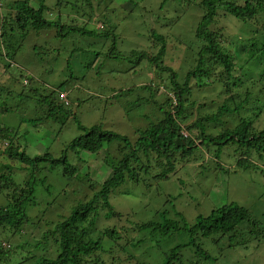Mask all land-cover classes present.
Listing matches in <instances>:
<instances>
[{
	"label": "rangeland",
	"instance_id": "374dc122",
	"mask_svg": "<svg viewBox=\"0 0 264 264\" xmlns=\"http://www.w3.org/2000/svg\"><path fill=\"white\" fill-rule=\"evenodd\" d=\"M3 1L5 9L0 12V21L9 17L7 5L16 0ZM192 1L196 4L199 2ZM92 2L95 5L93 11L85 5L83 7L81 2L80 7L84 11L79 19L71 13V10L76 11L74 0H46L45 18L56 20L59 17L63 24H68V19L73 15L76 20L74 24L78 26L89 29L103 26V30L98 33L106 31L115 34L116 53L127 56V59L106 58L112 39L107 41L99 36L71 33L66 39L60 40L55 37V33L37 35L30 32L23 40L17 39L19 33L11 39L21 45L15 56L16 62L23 64L24 69L8 66V78L6 76V79L0 80V91L8 87L6 89L14 96L12 101L4 96L5 93H0V107L8 109L0 111V126L20 130V148L30 158L46 152L54 158L61 157L68 144L81 134L76 120L85 127L101 125L102 129L134 142L138 131L160 121L168 110L165 97L173 96V92L167 88L170 87V74L175 73L177 83L182 85L187 72L196 64L201 44L194 32L203 14L200 7H179L173 0H168L164 6L163 0ZM33 5L37 7V2L34 1ZM249 26L238 24L224 14L217 19L216 29H222L226 39L225 47L236 63L233 77L240 79L237 86L231 82V89L227 91L221 82H217L218 79H226V76L216 75L217 79L216 76L212 78L210 84H200L186 96V104L193 103V106H187V112L192 115L189 123H194L216 113L226 100L232 98L234 102L242 101L248 95L247 103L239 105L237 112L229 118L224 116L221 124L204 123L207 125V134L215 136L224 127L233 129L241 120L252 122L255 130L264 127V77L261 78L260 73L264 69V57L260 60L263 65V68L260 66L261 70L256 60L247 66L243 61L250 56L251 47L263 48L264 17ZM152 30L165 38V54L159 67L170 69V72L160 71L149 60L138 61L137 56L131 55L132 51L144 52L151 57L157 54L161 44L153 38ZM34 45L42 47L37 54L33 50ZM5 53L0 38V57ZM1 63L0 58V77L3 71ZM35 63L39 67H34ZM26 68H37L41 84L48 87L60 86L67 90L71 85H78L81 95L74 92L70 107L75 117L67 114L64 122L48 117V107L43 106L36 95L26 91L28 86L22 85ZM12 77L16 80L10 83ZM148 84L154 87L153 90L145 89L149 87ZM23 89L29 94H25V99L20 101L16 97L24 92ZM42 89H39L41 93ZM191 135L196 138L199 129L193 130ZM197 145L200 146L201 142ZM119 147L120 143L113 141L96 154L83 152L81 158L84 162L76 161L69 154V160L78 167L79 173L89 175L82 183L68 180L61 166L53 169L44 162L39 163L40 169L33 175L28 166L25 172L29 173L26 175L21 172L23 165L20 162L10 161L0 155V171L12 167L21 172L18 173L16 181L20 184L17 185L30 183L35 190L25 205L29 224L14 233L8 227L0 229V244L6 249L9 245L15 253L11 264H37L38 257L46 255L42 247L35 249L41 235L66 218L72 207L89 199L92 194L88 189L89 181L101 185L111 177L112 171L106 161L121 157L117 153ZM217 149L218 146L211 142L207 147L202 146L195 153L194 160L164 181L153 178L158 170L152 163V176H145L138 184L127 181L110 194L109 202L113 212L120 216H112L107 220L104 217L106 211H101L97 222L99 224L90 233L93 240L102 239L106 251L102 250L98 255L105 264H163L169 250L177 244L186 243L188 236L176 234L160 241L158 237L152 239L150 235H144L146 242L141 243L143 234L134 230L132 224L161 222L164 214L176 221L181 217L191 226L199 216H207L212 210L232 203L248 210L264 235V158L253 160L256 167L238 170L236 162L240 155L235 152V147L223 148L219 160L214 158ZM10 174L15 180L16 173ZM8 191L11 193V189H7L0 195V205L8 201ZM106 230H113L115 239L104 236ZM197 244L215 259H200L198 264H264V236L258 240L239 236L229 240L224 238L218 243H213L211 239H200ZM29 251H34V259ZM185 254L186 260H196L193 252L185 251ZM27 257L30 260L24 261Z\"/></svg>",
	"mask_w": 264,
	"mask_h": 264
},
{
	"label": "trees",
	"instance_id": "16d2710c",
	"mask_svg": "<svg viewBox=\"0 0 264 264\" xmlns=\"http://www.w3.org/2000/svg\"><path fill=\"white\" fill-rule=\"evenodd\" d=\"M2 1L0 0V12L5 9L4 1L3 6ZM34 1L37 2V7L33 5ZM45 1L16 0L7 5L6 10L10 11L9 17L2 18L0 21V28L2 29L0 38L2 39L3 49L5 48L6 50L4 56L0 57L3 62L1 63L3 71L1 72L0 80L6 76L8 78V66H13L19 70L24 69L23 64L16 62L17 55L15 56L21 45L17 44L18 42L16 43L17 40L11 41L12 37L16 36L17 33L20 35L19 38L16 36L17 39L21 40L25 39L30 32L37 35L55 33V37L60 40L66 39L71 33L80 36H99L103 40L110 38L112 39L111 48L105 57L127 59V56H120L116 53L115 34L106 31L98 33L103 30V26L93 29L86 28V26H78L74 24L76 20L73 19V15L72 18L68 19V24H63L59 17L56 20L46 19L45 11L47 7ZM167 1L163 0L162 5L164 6ZM81 2L83 3L82 6H87L90 11L95 8L92 0H74L76 11L71 10V13L75 14L79 19L82 18L81 14L84 11L80 7ZM173 3L179 7H200L203 11L194 32L195 38L201 44L197 52L196 64L192 67L193 69L187 72L182 85L177 83L175 73L170 74V87L167 88L173 92V96L171 98L165 97V105H167L168 110L160 121L143 131H138V137L134 142H131L125 136L102 129L101 125L85 127L74 119L81 134L68 144L61 157L54 158L46 152L43 155L30 158L20 148V130L0 126V155L10 161L20 162L23 165L21 172L23 171L24 173L25 169L30 166L33 175L36 170L39 171V163L44 162L53 169L61 166L64 176L68 180H75L78 183H82L83 179L89 178V175L83 176L79 173L78 167L69 160V154H72L76 161L84 162L81 158L83 152L96 154L113 141L120 143L119 152L117 153L121 157L106 161V165L112 171L111 177L101 185L89 181L88 189L92 192L89 199L76 204L71 208L70 214L66 218L57 222L50 231H46L41 235V240L37 241L35 249L42 247L47 253L45 256L38 257L37 264H105L98 255L100 251H106L103 249L102 239L93 240L90 233L99 224L97 222L101 211H106L104 217L107 220L112 216H120V214L113 212L109 202L110 194L127 181L138 184L145 176H152L150 172L152 163L155 164L158 170V174L153 176V178L158 181H164L168 180L170 175L175 174L178 169L184 168L194 160L197 150L202 146L207 147L210 142L218 146L214 153L216 160H219L223 148L235 147V152L240 155L236 162V169L238 170L256 167L253 160L260 161L264 158V127L255 130L252 127V122L241 120L233 129L224 127L215 136L206 133L207 125H204V123L220 122L221 124L224 116L229 118L231 114L237 112L239 105L243 104V102L247 103L249 100L248 95L242 101L234 102L232 98L226 100L223 105L218 107L216 113L198 119L194 123H189L192 115L187 112V106H193V103L186 104V96L190 95L193 89L199 87L200 84H210L212 78L216 75L222 76L224 74L226 76V79H218L217 82H221L227 91L231 89V82H233V86H237L240 79L233 77L236 63L225 47L226 39L222 35V29H216L217 19L221 14H224L238 24L250 27L249 25L264 17V0H199L197 4L192 0H173ZM151 34L161 44L157 54L151 57L144 52L132 51L131 55L137 56L138 61L147 59L152 65L159 67V62H161V58L165 54V38L156 34L153 30ZM256 43L257 40L255 41ZM262 47L261 50L257 46L251 47L250 56L248 55L243 60L246 66L256 60L260 70L261 67L263 68L260 60L264 57V44ZM33 50L37 54L42 50V47L34 45ZM33 66L39 67L37 63ZM159 69L160 71L170 72V69H161L160 67ZM260 73H262L261 78L264 77V69ZM24 74L22 76V85L28 86V89H23V91L25 92L26 90L33 93L37 96L38 101L42 102L43 106L48 107V117H53L63 122L67 114L75 117L72 114L71 102L74 92L81 95L78 85H71L67 90L60 88V86L48 87L45 84H41L37 68H26ZM14 79L13 77L10 78V83H13ZM215 79H217V76ZM39 86L47 88L45 90ZM148 86L145 89L153 90L154 87L152 88L149 84ZM4 88L0 93H5L4 96L13 101V94L8 91L9 89H6L8 87ZM39 89H42L44 93H41ZM24 92L16 98L23 101L25 99L24 95L29 94ZM62 94L66 96L65 99L61 98ZM65 102L69 104L66 105ZM1 110L8 111L7 108L0 107ZM195 129H199V135L193 138L191 133ZM198 142H201L200 146L197 145ZM216 164L219 167V164ZM7 168H10V170ZM0 172H2L0 173V195L5 190L11 189V193L8 191L6 194L8 201L0 205V229L8 227L13 233L19 232L23 225L29 224L25 205L33 196L35 190L30 183L18 186L17 184L20 183L16 180L19 178L18 173L21 172L13 170L12 167H6ZM11 172L16 173L17 177L15 180L12 179ZM179 219L178 221L169 219L164 214L161 222L149 221L142 224H132L134 230L143 234L140 240L141 243L146 242L144 235H150L152 239L158 237L157 239L160 241L176 234L188 236L186 243L177 244L169 250L167 255H165L163 264H184L185 262L198 264L200 259L214 261L215 259L197 244L200 239H211L213 243H218L224 238L229 240L239 236L248 237L249 240H258L264 236L263 230L259 228L258 223L252 218L249 211L232 203L212 210L207 216H199L191 226L183 218L179 217ZM180 222L182 225H180ZM113 232V230H106L103 234L113 238L115 236V232ZM138 244L140 245V242ZM191 246L194 248H191ZM185 251L193 252L196 260L193 261L192 258L186 260L185 256L187 254H185ZM29 252V255L34 259L36 257L35 253H33L34 251ZM13 254L15 255L14 250L9 245L6 249L0 244L1 264L13 263ZM26 260H30L29 257L24 258V261ZM135 264L139 263L136 262Z\"/></svg>",
	"mask_w": 264,
	"mask_h": 264
},
{
	"label": "built area",
	"instance_id": "2783aa9c",
	"mask_svg": "<svg viewBox=\"0 0 264 264\" xmlns=\"http://www.w3.org/2000/svg\"><path fill=\"white\" fill-rule=\"evenodd\" d=\"M61 98H62V99H65V98H66V96H65L64 94H62V95H61ZM65 103H66V105H68V104H69L68 102H65Z\"/></svg>",
	"mask_w": 264,
	"mask_h": 264
}]
</instances>
